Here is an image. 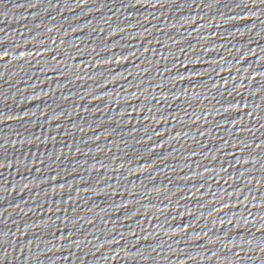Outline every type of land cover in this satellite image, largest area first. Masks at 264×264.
<instances>
[{
    "label": "water",
    "instance_id": "1",
    "mask_svg": "<svg viewBox=\"0 0 264 264\" xmlns=\"http://www.w3.org/2000/svg\"><path fill=\"white\" fill-rule=\"evenodd\" d=\"M0 264H264V0H0Z\"/></svg>",
    "mask_w": 264,
    "mask_h": 264
}]
</instances>
